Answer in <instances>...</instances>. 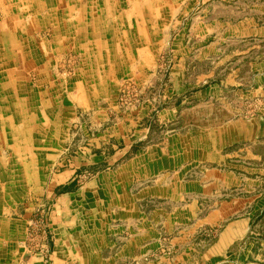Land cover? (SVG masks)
I'll list each match as a JSON object with an SVG mask.
<instances>
[{
    "label": "crops",
    "instance_id": "crops-1",
    "mask_svg": "<svg viewBox=\"0 0 264 264\" xmlns=\"http://www.w3.org/2000/svg\"><path fill=\"white\" fill-rule=\"evenodd\" d=\"M179 5L147 3L170 14L153 19L142 0H0V264H208L242 234L237 195L246 180L258 185L264 168H251L256 174L248 179L241 161L229 164L218 126L195 132L183 121L185 130L163 134L186 100L176 109L118 100L126 80L142 88V58L154 57L168 39ZM185 7L193 10L187 33L173 44L181 60L196 52L180 47L186 38L202 41L196 53L207 58L218 45L264 37V1L188 0ZM212 82L198 87L201 100L214 101L209 94L221 82ZM194 96L186 97L187 113ZM78 109L88 114L93 136L82 154L52 172ZM85 169L94 175L81 181ZM52 199L42 257L27 250L26 224L40 201ZM262 201L264 195L254 208ZM211 227H220L212 242L190 243Z\"/></svg>",
    "mask_w": 264,
    "mask_h": 264
},
{
    "label": "rangeland",
    "instance_id": "rangeland-1",
    "mask_svg": "<svg viewBox=\"0 0 264 264\" xmlns=\"http://www.w3.org/2000/svg\"><path fill=\"white\" fill-rule=\"evenodd\" d=\"M155 1L142 0V12L153 19L158 14L169 18L170 14H166L167 10L163 8L155 11L146 7L147 3ZM183 1L184 4L175 9V13L179 11L176 15L178 23L175 25V29L171 30V27L166 29L168 39L162 43L154 57L142 58V68L146 69L142 75L144 82L142 88L134 86L132 80H126L120 90L116 91L119 103L126 100L124 102L126 105V102H131L133 99L145 98L149 99L154 106L161 104L163 107L174 109L176 103L181 100L191 101L186 97L196 93V96L192 98L193 111L187 113L186 108H189L190 105L184 101L183 105L178 107L181 113L179 110H174L176 119L163 125L160 130L163 134L176 130L183 131L186 129V125H184L186 121L190 123L191 130H195V132L205 126H218L225 133L221 138V144L228 145H226V152L232 160L229 164H234L233 160L241 161L239 164L242 166L243 176L248 179L254 178L256 173H251V168H264V124H262L264 120L260 119L264 118V37H260L257 43L247 40L240 43L227 42L226 45H218L207 58L203 57L202 53H196L201 49L202 41L192 42L193 40L188 39L189 43H187L186 38L180 47L190 48L196 52L194 56L184 57V60H181L179 56H176L173 44L181 32L187 33V21L189 22L193 12L185 7L188 0ZM262 1L264 0H259V2ZM248 49L252 50V55L247 53ZM150 65L153 66L152 69H150ZM175 66H179L182 70L176 79L173 78L174 73H172ZM208 79L212 80V83L221 82L220 88L209 94L210 97L215 98L214 101L207 95L204 100H201L202 94L198 93L200 89L198 87ZM207 98L212 102L209 105L203 102ZM74 116V120L67 123L66 132H64L65 144L60 149V158L52 168V172L59 171L66 164L69 165L74 156L82 154L93 136V129H89L88 114L78 109ZM183 121L184 124H182ZM257 123L258 128L255 125ZM255 131L259 134L257 138L251 135ZM241 147L243 148L242 152L238 153L237 151L239 155H233L235 150ZM252 156L258 158L254 159ZM59 163L60 165H58ZM92 175H94L93 172L85 169L80 174L79 180L86 181ZM256 175L259 180L258 185H251L246 180L237 195L242 198L243 209L239 212L243 215L242 234H239V238L230 246L223 259L208 264H264V201L258 203V209L254 208L256 200L264 195V173ZM51 203H55V201L53 199L40 201L26 224L27 250L39 252L42 257L47 254V250L41 246L42 244L46 245L49 235ZM203 229L205 230L196 233L194 240L190 243L202 245L212 242L220 227ZM29 245H33L37 250H32ZM197 247L203 252L204 247ZM196 251L201 252L198 249ZM44 259L47 257L44 256Z\"/></svg>",
    "mask_w": 264,
    "mask_h": 264
}]
</instances>
